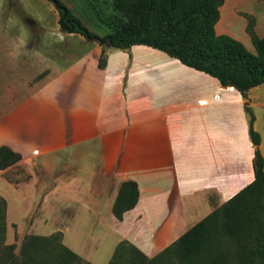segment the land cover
I'll return each instance as SVG.
<instances>
[{
    "label": "crops",
    "instance_id": "1",
    "mask_svg": "<svg viewBox=\"0 0 264 264\" xmlns=\"http://www.w3.org/2000/svg\"><path fill=\"white\" fill-rule=\"evenodd\" d=\"M129 51L128 67L117 64L113 72L104 69L106 73L99 75L94 84L83 86L85 93L94 95L95 104L100 100L108 105L95 112L86 107L65 111L61 121L63 142L43 145L44 151L30 156L29 182L12 187L10 183L2 184L5 237L12 224L18 229L22 226L21 230L28 222L35 225L32 215L38 203L41 209L50 208L49 190L32 198L29 211L27 199L21 195L28 187L34 194L44 192L43 187L50 184L45 180L50 165L55 166L52 177L60 182L55 192L88 210L81 223L108 219L111 224L126 225V231L120 230L115 242L125 239L147 256L252 181L249 115L239 92L220 86L215 78L158 49L137 44ZM246 96L253 114L252 126L259 133L264 168V82L249 88ZM15 122L22 128L36 120L16 116ZM18 133H24L23 140L27 136L22 130ZM20 138L8 137L0 144L19 153L26 162L32 146ZM124 180L136 183L138 198L117 220L111 206ZM10 191L20 198L15 207L19 214L24 213L21 217L12 218L9 212ZM73 217L71 209L63 224L69 226ZM38 219L51 224L52 215L47 211ZM132 224L149 226L153 230L150 240L142 234L127 233ZM32 229L20 234L38 233ZM57 230L65 236L64 228ZM87 259L92 264L107 263V258Z\"/></svg>",
    "mask_w": 264,
    "mask_h": 264
},
{
    "label": "trees",
    "instance_id": "2",
    "mask_svg": "<svg viewBox=\"0 0 264 264\" xmlns=\"http://www.w3.org/2000/svg\"><path fill=\"white\" fill-rule=\"evenodd\" d=\"M222 2L110 0L98 15L109 29L100 36L70 13L65 17L72 23V32L97 41L98 68L105 65V48L128 49L142 44L215 78L219 85L232 87L246 97L249 88L264 82V35H256L249 18L245 31L253 47L251 52L239 40L216 34L214 27L220 18L218 10ZM245 109L249 113L248 135L253 145L252 181L154 255L147 256L127 240H120L106 264H264L263 158L258 148L259 134L252 127L253 115L248 106ZM19 159V153L0 145V170ZM137 198L136 183L122 181L111 206L112 215L121 220L123 212L131 209ZM5 207V199L0 196V264H81V258L62 243L61 231L48 235L25 234L18 254H14V245L4 241ZM222 242L230 244L232 250Z\"/></svg>",
    "mask_w": 264,
    "mask_h": 264
},
{
    "label": "rangeland",
    "instance_id": "3",
    "mask_svg": "<svg viewBox=\"0 0 264 264\" xmlns=\"http://www.w3.org/2000/svg\"><path fill=\"white\" fill-rule=\"evenodd\" d=\"M58 1L66 8V13L77 18L95 34L100 36L109 31L99 20L98 15L101 10L107 8L110 0H102L105 4H101V0ZM218 11L220 18L218 17L219 20L215 24V33L227 34L242 42L249 51L253 52L245 26L251 18L252 29L256 35H264V0H223ZM59 16V11L49 0H0V140L2 142L14 136L23 140L24 133L15 134L22 130L27 135L23 143L32 146L29 149L30 154H26V162L22 161L20 156L17 162L0 170V196L4 182L7 185L10 183L11 187L16 183L29 182L28 164L32 154L44 151L43 145L52 146L63 142L61 121L65 111L86 107L95 112L96 108L100 109L108 105L100 100L95 104L94 95L92 97L85 93L83 86L94 84L102 73L115 71L117 64L126 68L130 63L129 50L132 45L128 49L107 47L104 49L105 65L103 68H98L100 46L97 41L86 40L76 32L60 30L57 23ZM134 68L137 69L136 66ZM104 69L107 71L103 72ZM243 98V109L248 113L245 109V106H248L247 96ZM248 108L251 112L249 106ZM16 116L29 120L32 117L36 123L23 124L21 128L15 122ZM54 167L52 165L48 167L49 176L45 180L50 184L43 187L44 192L34 194L28 187L21 194L22 198L27 199L26 211H29L32 198L36 195L41 197L47 194L45 190H49L47 202L50 208L41 209L39 203L34 207L32 215L33 222H36L34 226L31 222L25 224L24 230H21L22 226H19V229L13 224L8 226L10 234L8 233L6 237L4 235L5 243L13 244V252L18 254L23 237L20 233L32 227V231H37L39 235H48L59 231L57 228L60 227L66 230L65 236L61 232L62 243L68 248L73 247L77 250L78 253H75L81 258V264L91 263L87 259L91 257L96 261L107 258V262L117 243L115 238L119 236L120 230L126 231V225L120 227V224L109 223L108 219H103L107 222L101 220L88 225L81 223L86 209L66 200L61 192L59 194L55 192L60 182L52 177ZM9 196V212L12 218H16L17 215L21 217L24 213L19 214L18 208L15 207L20 198L15 197L13 191L9 192ZM71 209L73 216L75 215L71 219L73 223L65 226L63 223L67 220ZM47 211L52 215L51 224H43L38 219L40 214ZM141 224L129 225L127 233L137 236L142 234L143 238L150 240L153 230ZM222 245L232 250L230 244L222 242Z\"/></svg>",
    "mask_w": 264,
    "mask_h": 264
},
{
    "label": "water",
    "instance_id": "4",
    "mask_svg": "<svg viewBox=\"0 0 264 264\" xmlns=\"http://www.w3.org/2000/svg\"><path fill=\"white\" fill-rule=\"evenodd\" d=\"M53 6L59 10L61 13H60V16L57 20V23H58V26H59V29L60 30H65L66 32H72V23L69 19H66L65 20V16H66V8L63 7V6H59L58 3L56 2V0H49Z\"/></svg>",
    "mask_w": 264,
    "mask_h": 264
},
{
    "label": "flooded vegetation",
    "instance_id": "5",
    "mask_svg": "<svg viewBox=\"0 0 264 264\" xmlns=\"http://www.w3.org/2000/svg\"><path fill=\"white\" fill-rule=\"evenodd\" d=\"M59 11V10H58ZM67 18L65 17V20H66Z\"/></svg>",
    "mask_w": 264,
    "mask_h": 264
}]
</instances>
